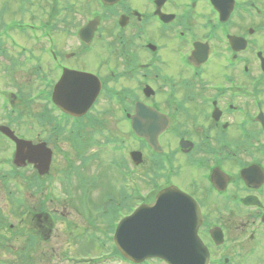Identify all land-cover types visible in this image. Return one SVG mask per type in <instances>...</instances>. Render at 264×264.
I'll use <instances>...</instances> for the list:
<instances>
[{"label": "flooded vegetation", "instance_id": "af4514ba", "mask_svg": "<svg viewBox=\"0 0 264 264\" xmlns=\"http://www.w3.org/2000/svg\"><path fill=\"white\" fill-rule=\"evenodd\" d=\"M71 3L75 11L80 10L69 19H58L66 27L56 23L42 27L51 36L49 49L39 42L34 60L44 77L49 72L51 84L67 69L91 72L102 86L82 117L74 118L53 106L52 128L68 130L69 125V140L76 145L80 142L82 153L98 151L104 146L109 124L105 116L112 118L116 139L122 132L127 139L125 127L136 137L127 117L135 114V102L141 100L167 116V124L159 136L161 153L151 150L150 156L146 151L142 164L129 167L134 179L141 167L146 176H152L154 168L171 165L170 172L163 175L166 178L184 175L187 167H194L195 177L185 173L182 190L195 197L202 209L214 210L212 218L218 223L210 226L222 227L225 238L243 234V217L257 220L264 213V0H234L225 20L209 0ZM94 7L98 14L83 21L82 10ZM66 9L64 6L62 11ZM93 19L98 26L86 43L78 32ZM99 53L104 54L101 62L97 58V65ZM115 83L118 97L111 96L110 87ZM128 83L132 87H122ZM104 104L109 106L107 115ZM98 109L101 117L96 114ZM87 133L95 140L85 138ZM137 142L135 138L130 141L129 152L149 148L143 138ZM128 204L135 206L131 200ZM66 205L72 204H62L61 216L66 215ZM222 208L231 215L225 223ZM31 216L38 228L35 231L48 239L53 229L49 214L34 209ZM80 220L89 224L85 218ZM258 226L257 248L264 249V223L260 221ZM72 241L68 239L65 248H71ZM211 253L212 264L228 262L225 257L216 262L215 252Z\"/></svg>", "mask_w": 264, "mask_h": 264}, {"label": "rangeland", "instance_id": "374dc122", "mask_svg": "<svg viewBox=\"0 0 264 264\" xmlns=\"http://www.w3.org/2000/svg\"><path fill=\"white\" fill-rule=\"evenodd\" d=\"M29 0H20L17 3L16 0H0V7L2 5L7 6V8H0V29L3 28V25H13L14 28L12 30H16L14 32H9V37L7 39L4 38V47L7 49L8 53V61L0 59V84L2 88L3 94L9 96L10 93H18L19 99L15 100L14 107H16L17 111H21V117L18 122H13L11 120V128L13 130H18L19 132H23L27 130L26 134L29 138L33 139L35 142L39 140H44L47 142L48 146L52 148L54 151V157L51 163L50 173L48 177L50 181L48 184H44V190L48 191V193L53 198V202H50L48 199V203H44V209L50 212L53 208L62 207L63 203H67V197L71 196L70 202L79 203V202H88L94 204L95 202H99V194L102 192L104 188L115 187L119 188L123 184L122 175L117 173H106L107 169L102 167L98 168V165H101L102 162H105L106 158L104 157L105 152L92 150H87L89 154H97L99 159L95 157V160L91 164L90 169L87 171L86 176H93L90 179L95 183L92 188V193L86 186L83 179H81V175L73 174L75 172V168L79 171V164L81 163L76 158V152L80 148H77L76 143L69 141L71 133V126H67L68 130H64L58 137H55V132L51 130L52 125H48L47 123L41 124L38 116L43 111V106H49L48 101H45L41 98L40 89L44 87V83L37 77L39 74L36 72L35 67V56L38 54L36 48L38 44L35 40L30 37L28 38L27 34H31L33 36L36 33L29 32L28 29L24 30V27H18V22L21 16V19L25 22L28 19L35 20H43L46 21L49 18V13L52 12L55 7V3L53 0H33V2L29 5H26ZM61 4L68 5L69 3H65L61 0ZM58 3L60 9H58V14L56 13L55 17L50 21V23H56L61 28L66 27L65 24L59 23L58 19L66 16L68 19L75 14L77 11L75 10H66L62 11L63 5ZM26 5V7H25ZM20 9V11L15 12V8ZM23 7H25V12H23ZM8 9V12L5 10ZM12 9V10H11ZM11 10V11H10ZM14 10V17L11 16ZM40 10V11H39ZM25 15V17H24ZM29 15V16H28ZM21 20V21H22ZM83 20H85L83 16ZM29 23H32L28 21ZM27 23V21L25 22ZM16 27V28H15ZM37 29L40 27L36 26ZM1 31V30H0ZM2 36V35H1ZM8 36V32L4 33V37ZM28 38V39H26ZM24 48V49H21ZM24 52V53H23ZM20 53V54H19ZM104 53H99L96 57L101 62L103 60ZM11 57H16V60H20L22 63L17 68H8L10 67ZM2 60V61H1ZM1 62L5 63L3 67H1ZM95 65V64H94ZM92 65V67H94ZM98 65V64H97ZM4 68H8L5 72L9 73L8 76L2 77V70ZM108 73V72H107ZM22 89L23 91H19ZM2 96H0V107L2 103ZM29 99V103L26 100ZM10 105L8 104V108ZM50 107V106H49ZM104 109L105 115L110 113L109 106L106 104L102 105ZM1 108H4L3 105ZM49 108H47V111ZM0 109V122L2 119V113ZM51 115H55V110L52 109L50 112ZM96 114L101 117L102 110H96ZM106 120L109 121V124L106 125L105 137L114 135L113 130V121L109 116H105ZM104 119V117H103ZM19 123V124H18ZM73 130V129H72ZM17 132V131H16ZM124 133L122 132V137ZM89 133L85 138L90 139ZM97 138L96 135H94ZM92 140H95L92 137ZM3 141L0 140V143ZM3 145V144H0ZM6 147L4 145L2 148L0 147V174L5 172H9L10 164L4 163L3 157H8L11 155L10 147H7V152H5ZM74 154V155H73ZM108 155H106L107 157ZM1 159L3 161H1ZM98 169H101L98 171ZM27 170L31 171L30 168ZM104 170V171H103ZM26 172L24 175L25 178L20 177H11L9 176L8 184H4V182L0 179V244H5L8 249L0 248V264H68L66 260H62L61 256L64 252L61 249L67 240V235L69 232V226L67 224V218L69 216V205H66V209L68 211L67 217L62 220L58 219L59 215H56L57 219L54 223V230H52V234L50 238L45 242L41 239H35L32 245H29L28 242V232L31 228H34L32 221L31 213L34 209H39L38 207V196L37 198L33 197V188L28 189L26 185L29 183L31 173ZM185 173L194 177L195 174L190 173L189 171H183L184 175L179 176L178 181H176L180 188L184 189V178ZM184 177V178H183ZM47 187V188H46ZM85 190L83 191V188ZM104 187V188H103ZM143 187V184H142ZM148 186L145 187V189ZM66 191H70L72 194L67 195ZM88 192L84 193V192ZM81 195V196H80ZM80 196V198H79ZM14 198H17V203L13 201ZM62 200H66V202H60ZM81 206V205H80ZM60 212V211H59ZM59 212L57 214H59ZM207 212L211 214V216H215V212L212 209H207ZM221 214L223 216L222 221L225 223L226 217L231 216L228 212L221 209ZM23 215L24 221L22 225L19 224V220ZM233 216V215H232ZM74 217V216H73ZM75 220L80 221V218L74 217ZM58 220V221H57ZM231 221V219H230ZM10 224H15L16 226L13 229H10ZM18 224V225H17ZM89 227V228H88ZM88 231H92L94 233H99L101 229H105L104 225L94 224L91 226H87ZM19 231H24L25 235H18ZM86 234V233H85ZM85 234L78 235L75 234L73 237V241L71 242L70 253L79 252V251H88L93 250L91 247V236L90 234L87 237V241H85ZM249 231H244L238 233L237 235L229 236V243L219 249L220 252L217 254V250H214L215 257L219 258L221 256L232 257L233 261L230 264H264V252H257V249L253 253H248L253 246L254 242L252 240H248ZM233 245L237 248H242V251L237 250L235 252L230 251V246ZM81 248V250H80ZM111 246L109 244L103 245L102 250H110ZM254 250V249H253ZM97 252V251H96ZM239 257H238V256ZM151 264H163L158 260H151Z\"/></svg>", "mask_w": 264, "mask_h": 264}, {"label": "water", "instance_id": "95a60500", "mask_svg": "<svg viewBox=\"0 0 264 264\" xmlns=\"http://www.w3.org/2000/svg\"><path fill=\"white\" fill-rule=\"evenodd\" d=\"M87 105L84 104V108ZM20 141H17V143ZM19 146L20 149L39 148L37 146H31L29 142H20ZM145 208H152V210H158L164 213L158 221H153L146 226V231L149 235L147 246L138 241L139 238L135 241L139 248L144 245L143 248H146L147 251L146 256L162 254L165 256L164 259L170 264L207 263V249L197 236L201 216L197 205L190 197L172 186V188L160 192L155 201ZM129 219L130 217L122 225V231L130 227ZM127 244L129 245L130 243H123V245ZM119 247L125 255L132 257L128 248L127 250L124 249L121 244H119Z\"/></svg>", "mask_w": 264, "mask_h": 264}]
</instances>
